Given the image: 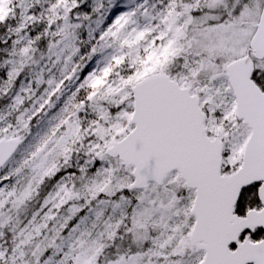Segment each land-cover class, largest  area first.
<instances>
[{"label":"snow or ice","instance_id":"1","mask_svg":"<svg viewBox=\"0 0 264 264\" xmlns=\"http://www.w3.org/2000/svg\"><path fill=\"white\" fill-rule=\"evenodd\" d=\"M0 264H264V0H0Z\"/></svg>","mask_w":264,"mask_h":264}]
</instances>
